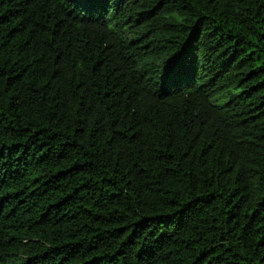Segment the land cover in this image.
<instances>
[{
    "label": "trees",
    "instance_id": "obj_1",
    "mask_svg": "<svg viewBox=\"0 0 264 264\" xmlns=\"http://www.w3.org/2000/svg\"><path fill=\"white\" fill-rule=\"evenodd\" d=\"M0 264H264V0H0Z\"/></svg>",
    "mask_w": 264,
    "mask_h": 264
}]
</instances>
